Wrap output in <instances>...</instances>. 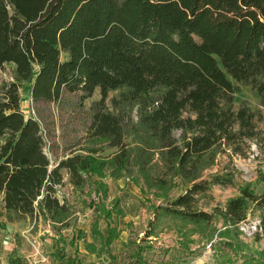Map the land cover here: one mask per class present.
<instances>
[{
	"label": "trees",
	"instance_id": "16d2710c",
	"mask_svg": "<svg viewBox=\"0 0 264 264\" xmlns=\"http://www.w3.org/2000/svg\"><path fill=\"white\" fill-rule=\"evenodd\" d=\"M6 64L16 68L15 79L0 85V201L8 222L47 224L62 237L76 216L73 205L57 196L64 172L82 191L93 175L105 178L110 171L120 179L137 167L149 187L168 188L165 205L155 207L159 215L199 227L210 241L225 239L211 241L218 264H237L239 257L242 264H264V249L245 254L240 244L241 225L256 210L251 235L264 240V172L256 180L261 193L246 183L223 208L207 212L196 205V195L209 188L202 172L217 152L225 147L243 154L244 145L261 135L255 113L234 108L233 81L250 85L264 106V0H0V73ZM25 82L36 106L59 102L66 93H81L85 101L100 90L84 153L52 165L41 120L21 107ZM117 90L112 104L128 113L108 109L109 94ZM175 131H181L180 141ZM100 143L117 151L102 156ZM155 156L165 170L161 177L152 175ZM172 177L187 187L173 200L167 195L176 186ZM97 186L107 194L105 183ZM98 208L110 220L123 214L105 204ZM76 232L72 246L87 235ZM91 236L86 250L101 256L120 231L109 226L105 237L95 220ZM226 249L242 253L233 261ZM142 250L128 264H160ZM18 251L6 264H27ZM74 264L85 263L76 257Z\"/></svg>",
	"mask_w": 264,
	"mask_h": 264
},
{
	"label": "rangeland",
	"instance_id": "374dc122",
	"mask_svg": "<svg viewBox=\"0 0 264 264\" xmlns=\"http://www.w3.org/2000/svg\"><path fill=\"white\" fill-rule=\"evenodd\" d=\"M15 69L13 64L5 65L0 73V85L15 79ZM233 83L236 87L234 108L237 110L246 106L253 111L261 135L256 141H248L244 145L243 154L222 147L213 164L202 172L200 179L209 182V188L196 195V205L207 212H212L216 207H225L227 201L238 195L241 186L246 183H251L259 193L263 190L256 185V180L258 174L264 172V106L256 90L250 85L236 81ZM119 94V90L110 92L108 109L115 113H128L130 110L125 109L124 105L115 109L112 104V99L119 97ZM20 97L25 115L37 117L42 122L46 152L53 166L61 159L84 153L80 149L87 144L86 127L101 98L99 89L85 101H82L81 93H66L59 102L40 103L36 106L32 100L30 83L25 82L20 89ZM38 109L41 110V116ZM135 116L136 110L133 112V117ZM174 136L180 141L181 131H175ZM131 141L132 138L128 137L127 142ZM97 147L102 148L100 155L108 158L117 151L104 143L97 144ZM158 163V156H155L153 177H161L165 171ZM215 176L221 177L223 182L213 183ZM145 179L137 167L131 168V174L126 173L120 179H114L110 171H107L105 178L91 176L80 191L74 188L68 173L64 172V179L57 186V196L60 201L68 200L73 205L76 216L72 219L75 226L64 230L62 237L47 224L39 223L34 226L30 221L8 222L0 202L1 264L8 262V255L18 240L19 254L27 264H73L75 257L85 264H128L139 247H143L144 257L160 264H218L215 258L216 248L211 247V241L225 239L214 236L210 241L206 235H202L199 227L169 215H159L155 207L165 205L164 192L168 188H151ZM170 181L176 185L167 194L173 200L185 192L187 187L181 185L177 177H172ZM99 183L107 185V194L97 186ZM102 204L109 209H122L123 214L115 212L111 220L100 216L98 206ZM259 215L260 210H256L241 226L251 229L259 222ZM95 220H98L105 237H108L109 226L117 227L120 231L119 238L101 256L89 254L86 250V242L93 241L91 226ZM222 225L219 219L217 228L220 229ZM78 229H85L87 235L79 240L77 246H72L69 242L73 236L76 237ZM240 238L245 254L258 255L264 249V240L256 241L251 233L244 232ZM224 251L233 261L242 253L236 251L235 256L232 250ZM242 262L243 258L239 257L237 264ZM226 264L232 262L227 261Z\"/></svg>",
	"mask_w": 264,
	"mask_h": 264
},
{
	"label": "built area",
	"instance_id": "2783aa9c",
	"mask_svg": "<svg viewBox=\"0 0 264 264\" xmlns=\"http://www.w3.org/2000/svg\"><path fill=\"white\" fill-rule=\"evenodd\" d=\"M257 223H255L251 229H246L245 227L241 226V229L245 232V233H252V231H254L256 229Z\"/></svg>",
	"mask_w": 264,
	"mask_h": 264
},
{
	"label": "crops",
	"instance_id": "0c3cea01",
	"mask_svg": "<svg viewBox=\"0 0 264 264\" xmlns=\"http://www.w3.org/2000/svg\"><path fill=\"white\" fill-rule=\"evenodd\" d=\"M0 202H1V201H0ZM60 242H61V241H60ZM19 246H20V241H17V243H16V245L14 246V248L17 247V248L19 249ZM14 248H13V249H14ZM13 249H12V251H13ZM12 251H11V252H12ZM11 252H10V253H11ZM10 253H9V254H10ZM18 253H19V251H18ZM19 255H20V254H19ZM8 256H9V255H8ZM75 258H76V257H75ZM74 260H75V259H74ZM73 264H74V262H73Z\"/></svg>",
	"mask_w": 264,
	"mask_h": 264
}]
</instances>
